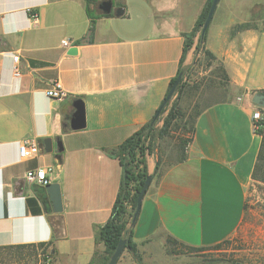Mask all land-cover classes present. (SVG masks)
<instances>
[{"label": "crops", "instance_id": "0c3cea01", "mask_svg": "<svg viewBox=\"0 0 264 264\" xmlns=\"http://www.w3.org/2000/svg\"><path fill=\"white\" fill-rule=\"evenodd\" d=\"M103 1L0 0V250L48 251L47 264H90L103 255L97 231L109 221L123 179L109 152L151 122L171 81L193 61L194 48L181 64L185 35L208 0H112L110 15L100 11ZM263 6L219 1L205 49L215 57L208 71L225 72L227 98L201 110L185 147L172 153L177 160L161 162L156 173L158 150L145 157L153 180L134 228L142 264H169L177 257L173 241L211 248L241 230L262 145L252 115L259 108L253 97L264 94V31H232ZM64 40L77 54L62 47ZM56 85L67 99L47 96ZM77 100L87 126L72 131ZM24 142L37 144L39 154L21 159ZM50 167L47 179L61 188L60 213L41 187L24 181ZM118 264L138 263L126 253Z\"/></svg>", "mask_w": 264, "mask_h": 264}, {"label": "rangeland", "instance_id": "374dc122", "mask_svg": "<svg viewBox=\"0 0 264 264\" xmlns=\"http://www.w3.org/2000/svg\"><path fill=\"white\" fill-rule=\"evenodd\" d=\"M249 24L264 31V6L253 13ZM211 64L203 53H195L191 65L183 67L185 75L181 92L175 93L157 124V128L161 129L164 119L176 105L178 120L170 135L157 141L153 153L156 154L158 150L160 162L168 164L177 160L179 154L172 153L179 152L180 143L195 115L205 106L227 98L228 81L224 72L218 67L208 71ZM259 108L262 112L260 123H263L261 138L264 144V108ZM161 121L163 124L160 125ZM139 160L141 157L138 156L135 164ZM139 167L138 171L143 169V165ZM260 167L261 171L256 175L258 178L253 179L249 190L247 210L239 233L221 248L210 252H187L182 247L169 245L170 252H173L171 255H177L176 258L170 256L169 264H200L210 259H224L227 264H264V149ZM126 253L129 252L125 251L123 255ZM46 259V251L33 248L0 250V264H47Z\"/></svg>", "mask_w": 264, "mask_h": 264}, {"label": "trees", "instance_id": "16d2710c", "mask_svg": "<svg viewBox=\"0 0 264 264\" xmlns=\"http://www.w3.org/2000/svg\"><path fill=\"white\" fill-rule=\"evenodd\" d=\"M212 2L213 0H208L201 16L199 17L195 25L193 32L190 33L189 35H185V47L183 51L181 64L184 62V58L186 57L187 53L193 48L195 49L196 54L203 53L206 56V58L209 60V62H212L215 59V57L205 49L208 30L205 34H202V29L206 21V18L208 16L209 10L211 8ZM248 29L258 30L257 28L252 27L249 23H247L235 27L232 31V34L235 35L236 32H240ZM198 35H199L198 43L195 45V38ZM180 73H183V78H184L185 72L182 67L179 71V74ZM177 77L171 81L169 92L174 82L176 81ZM183 78L176 93L180 94L181 92V89L183 87ZM167 106L168 104L166 105V107ZM166 107L164 108V110L162 111V113L158 118L156 117V113H155L153 119L148 125H146L140 131L136 132L134 135L129 137L118 148L111 150L109 152V155L111 157H116L117 159H119L121 166L123 168V179L119 194L117 196V199L115 201L111 213V217L107 222V224L99 228V230L97 231L96 242L97 244L100 243L104 244L105 246L104 254L101 255L99 253H96L90 264H108L111 256L114 254L119 243L122 240L126 241L125 251L129 252L138 264H142V260L139 251L137 249V245L134 242V228L137 222V220L134 221V215L137 209L138 195L147 177L149 176L145 167V157L147 154L154 153L156 149L157 141L159 139H164L168 137L174 127V124L178 120L179 111L175 105L170 110L168 116L164 119L163 127L161 129L157 128V124L159 123L161 116L165 113ZM200 112L201 111H199L195 115L194 120L190 125V128L188 129L189 133L192 132L193 124ZM257 126H258L257 134L259 136H262L263 130L261 126H263V123L259 122ZM186 142L188 141L182 140L179 149H183L187 144ZM263 149H264V144L261 145L257 165L253 174V179L258 178L256 175L258 172L261 171L260 162L262 161L263 158ZM138 156L141 157V160H139L138 164H135ZM140 164L143 165V169L138 171L140 168L139 167ZM160 165L161 162L158 161L156 167V173L159 172ZM173 242L175 246L182 247L187 252H210L211 250H217L221 248L225 243H228L227 241L221 245H217L211 248H193V247H186L183 245H179V243L175 241ZM46 252H47V258L51 257L50 252L48 251ZM170 253L172 254L173 252ZM215 263L227 264V262L224 259H210L205 262H202L201 264H215Z\"/></svg>", "mask_w": 264, "mask_h": 264}, {"label": "water", "instance_id": "95a60500", "mask_svg": "<svg viewBox=\"0 0 264 264\" xmlns=\"http://www.w3.org/2000/svg\"><path fill=\"white\" fill-rule=\"evenodd\" d=\"M220 0H213L211 8L209 10L208 16L206 18V21L204 23L203 29H202V34H205L207 30L209 29L211 22L213 20L214 14L217 10L218 4ZM100 11L104 15H110L112 13L113 9V1L112 0H105L99 5ZM117 16H122L124 14V9L119 8L116 11ZM70 55H75L77 54V49L73 48L69 51ZM183 78V73H180L174 82L172 88L170 89V92L167 94L165 100L163 101L162 105L156 112V117L158 118L166 105L170 102V100L173 98L175 95L181 81ZM253 103L261 108H264V94L262 93H257L253 97ZM74 108H75V113L73 114L71 120H70V128L72 131H81L84 130L87 126L86 123V113H85V105L82 100H77L74 102ZM59 145V151L63 152V146L61 143ZM44 146H45V151L46 152H51L52 151V141L51 140H45L44 141ZM153 177L152 175H149L138 195V201H137V209L136 213L134 215V221L137 220L139 213L141 211L142 203L144 200L145 195L147 194L148 189L151 186ZM45 195L48 197V204L52 206V209L55 213H60L63 210V202H62V195H61V188L58 184H49L45 189H43ZM126 249V241L122 240L114 254L111 256L110 261L108 264H118V261L122 257L123 253L125 252Z\"/></svg>", "mask_w": 264, "mask_h": 264}, {"label": "built area", "instance_id": "2783aa9c", "mask_svg": "<svg viewBox=\"0 0 264 264\" xmlns=\"http://www.w3.org/2000/svg\"><path fill=\"white\" fill-rule=\"evenodd\" d=\"M33 20L35 22L38 21V16L34 15ZM62 47L64 49H69L75 47V43H73L70 40H64L62 42ZM14 62H19V57H14ZM14 74L16 77L21 76V72L18 66L14 67ZM47 96L51 99L56 100H65L68 98V94L65 90L61 89L58 85L52 90H49L47 92ZM254 128L257 131L258 126L257 124L262 120V112L261 109L258 108L256 111H254L252 115ZM40 152V147L37 144H29L27 142H24L20 145V158L23 160L30 159L31 157L37 156ZM53 172V168H47V169H37L35 171L28 172L25 177V183L30 186H38L42 189H45L49 184L50 181L47 179V175Z\"/></svg>", "mask_w": 264, "mask_h": 264}]
</instances>
